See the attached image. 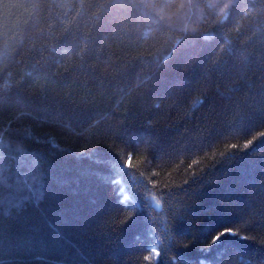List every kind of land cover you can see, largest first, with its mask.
<instances>
[{"label": "trees", "instance_id": "obj_1", "mask_svg": "<svg viewBox=\"0 0 264 264\" xmlns=\"http://www.w3.org/2000/svg\"><path fill=\"white\" fill-rule=\"evenodd\" d=\"M114 2L0 0V139L35 154L5 176L39 189L0 213V260L261 264L264 0Z\"/></svg>", "mask_w": 264, "mask_h": 264}, {"label": "snow or ice", "instance_id": "obj_2", "mask_svg": "<svg viewBox=\"0 0 264 264\" xmlns=\"http://www.w3.org/2000/svg\"><path fill=\"white\" fill-rule=\"evenodd\" d=\"M81 3H83V0H80ZM141 5L136 3V0H115L114 3H110L107 8L105 9L106 13H111L113 9H123V10H131L140 7ZM246 6V5H244ZM231 8L232 14L236 15L239 12L243 10L242 2L241 0H229L228 3H225L223 7H221L220 11L222 14H225L226 10ZM73 38V33L70 30H66V35L64 36L63 42L60 43V47L64 46V43L68 40ZM4 103V94L3 91L0 90V105ZM49 115L52 117L53 121H55L58 118H64L68 120L69 122H78L80 117L74 112L72 115H67L63 108H57L52 107L48 110ZM2 135V133H0ZM261 135H264V133H261ZM256 138L253 137V140ZM252 140L247 141L245 144V147L252 144ZM5 149H8V156H5ZM15 153V154H13ZM34 153H27L24 151V149L19 145L18 142H15L13 140H3L0 139V189H3L6 186V181H9L8 187L10 190L13 191V195H10V197L7 200H4L0 198V213H3V215H9L10 209L16 208L20 209L22 204L29 199L30 197H38L39 195V189H34L30 187L27 183H23L22 185L17 184L14 188L10 181L9 177L5 176V159H9L11 161L15 162V166L17 170L20 169H27L29 166L35 167V161L33 160L31 164L29 165V162L26 160V157L28 156H34ZM131 157H129V164L130 165ZM96 164H102V163H109L108 161H101L96 160L94 161ZM193 164L198 163L197 161L193 160ZM113 168H115L117 165L113 164ZM191 167V166H190ZM9 168H11V165H9ZM27 175V172L24 173ZM195 174V173H194ZM86 177L90 176H96L99 178L102 174L96 173V172H89L86 171L84 173ZM5 205H7V210L5 209ZM225 234H232L236 235V233L233 232V229L225 228L223 231L219 232V235L215 236L212 243L214 244L216 241L220 239L221 236H224ZM262 255H264V250H262ZM38 260L45 259L44 257L38 256L36 257ZM0 264H5L4 261L0 260ZM261 264H264V259L261 260Z\"/></svg>", "mask_w": 264, "mask_h": 264}]
</instances>
